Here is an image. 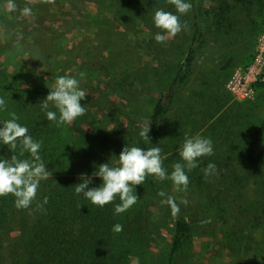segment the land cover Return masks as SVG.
<instances>
[{"label":"rangeland","instance_id":"1","mask_svg":"<svg viewBox=\"0 0 264 264\" xmlns=\"http://www.w3.org/2000/svg\"><path fill=\"white\" fill-rule=\"evenodd\" d=\"M249 1H230L232 11L224 27L208 17L205 44L161 123L163 133L156 135L155 105L191 46L193 6L180 15L167 0H12L15 8L9 0H0V98L7 104L6 111L0 110V128L12 112L28 131L47 123L48 130L40 129L39 141L59 143L61 153L65 137L59 138V130L63 134L62 128L70 125L57 127L49 121L41 102L57 78L67 74L93 95L84 106L86 113L71 124L76 139L70 142H90L98 133L122 126L121 151L126 145L145 151L158 146L169 174L174 163L182 162L178 150L185 136L200 135L213 142L214 155L199 158V166L192 170L185 168L186 191L175 190L171 180L151 176L136 187L139 199L131 208L148 212L149 225L145 235L126 236L130 249L126 264H167L179 218L189 222L191 233L175 264H264V187L258 182L264 181V162L261 168L253 167L246 156L264 123V72L255 85L254 99L237 100L227 87L236 69L246 67L262 45L264 0ZM26 6L30 16L21 15ZM204 6L209 11L215 7L213 0H204ZM157 9L180 15V23L188 28L157 43L160 30L153 19ZM31 89L44 94L28 92ZM49 110L59 115L58 110ZM148 126L149 139L142 138L139 133ZM80 130L91 137H79ZM11 157L0 144V158ZM209 163L217 171L206 178L203 169ZM41 183L25 210L31 211L40 201ZM168 197L179 208L176 215L171 205L161 203Z\"/></svg>","mask_w":264,"mask_h":264},{"label":"trees","instance_id":"2","mask_svg":"<svg viewBox=\"0 0 264 264\" xmlns=\"http://www.w3.org/2000/svg\"><path fill=\"white\" fill-rule=\"evenodd\" d=\"M190 1L195 17L191 46L168 91L162 94L155 105L153 133L156 135L163 133L161 123L177 91L190 77L197 56L205 44L208 17L211 16L216 21L217 27H224V22L232 11L231 0H213V12L206 9L204 0ZM233 1L252 3L249 0ZM28 92L44 94L41 90L31 89ZM49 92H45V95L48 96ZM92 100L93 95L86 93V98L81 101L82 106ZM40 125L28 131L37 142L43 136L40 129L48 130L47 123ZM62 129L64 133L61 134L62 131L59 130L58 135L59 138L62 135L65 137L61 153L59 143L52 146L49 139L40 149L39 155L43 162L48 170L53 171L52 177L42 180L41 197L36 206L31 211L17 209L14 196L0 197V264H126L130 249L125 238L128 235L134 237L147 233L149 224L145 220L149 213L130 208L125 213L116 215L114 204L110 203L103 208L95 206L82 194L77 195L73 187L82 182V175L91 178L99 165L109 162L111 166H118V157L124 144L122 126L114 132L98 133L92 142L81 140L79 145L75 141H69L76 139L73 134L74 126ZM79 132L78 136H83V130ZM70 134L73 136L69 138L67 135ZM84 137L89 139L91 135L85 132ZM6 148L12 156V151L8 146ZM16 154L19 155V148ZM54 156H58L56 162ZM246 156L251 166L261 168V163L264 162V123L258 129L254 141L249 144ZM20 159H31V155L25 153ZM258 182L264 187V181L259 179ZM102 183L96 177L89 187H99ZM45 198L47 203L44 202ZM115 203H119V198ZM116 224L122 225V232L113 231ZM190 233L189 222L185 218H179L171 237L167 264H175V257L182 250Z\"/></svg>","mask_w":264,"mask_h":264},{"label":"clouds","instance_id":"3","mask_svg":"<svg viewBox=\"0 0 264 264\" xmlns=\"http://www.w3.org/2000/svg\"><path fill=\"white\" fill-rule=\"evenodd\" d=\"M54 3V0H48ZM175 6L180 15L187 14L191 8V3L185 0H167ZM10 6L15 8L12 0ZM22 16H30L31 9L25 7L21 11ZM180 15L163 9H157L154 13V25L160 31L155 35L157 43H163L170 37H175L182 30L188 28L187 23H180ZM86 98V92L80 88L79 81L69 75L57 78L54 89L50 90L46 99L41 102L42 110L46 111L47 119L56 124L57 127L71 125L78 117L86 113V108L81 101ZM58 110H49V108ZM0 110H7L5 99L0 98ZM11 118L5 120L0 128V144L8 146L13 155L11 159L0 158V197L12 195L15 197L17 209H27L36 199L38 187L41 180H46L52 172L39 155L42 147L41 142L34 141L28 133L27 127L21 126L17 121L15 112L10 113ZM150 126L142 128L139 135L149 139ZM19 148V155L16 150ZM162 149L158 146L148 148L146 151L141 147H128L121 151L118 157V166H111L104 163L97 166V171L92 177L82 175L81 183L73 186L77 195L90 201L93 205L103 208L108 204H114V213L123 214L134 206L138 201L136 187L146 181V177L151 176L155 180H171L175 190L186 191L189 178L185 168L192 170L198 167V159L214 155V145L210 138L200 135L185 136L182 147L178 150L180 161L172 165V172L169 174L163 167L164 157L161 156ZM25 153L31 155V159H20ZM217 171L216 165L209 163L203 169L205 177L213 175ZM100 178L103 183L99 187H89L94 178ZM160 196L166 194L162 191ZM119 198V203L115 201ZM47 203V198H45ZM162 204H169L172 207L173 215H176L179 208L174 203L172 197L161 201ZM187 205L188 201H183ZM205 221L202 223H210ZM122 225L116 224L113 227L115 233L122 232Z\"/></svg>","mask_w":264,"mask_h":264},{"label":"built area","instance_id":"4","mask_svg":"<svg viewBox=\"0 0 264 264\" xmlns=\"http://www.w3.org/2000/svg\"><path fill=\"white\" fill-rule=\"evenodd\" d=\"M260 45L259 52L254 59L246 67L236 69L228 81L227 87L237 100L254 99L255 85L263 80L264 37Z\"/></svg>","mask_w":264,"mask_h":264}]
</instances>
